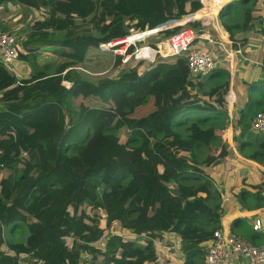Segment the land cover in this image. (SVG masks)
<instances>
[{
	"label": "trees",
	"instance_id": "obj_1",
	"mask_svg": "<svg viewBox=\"0 0 264 264\" xmlns=\"http://www.w3.org/2000/svg\"><path fill=\"white\" fill-rule=\"evenodd\" d=\"M257 1L228 2L221 24L211 15L219 0H207L209 12L199 14L224 27L234 49L254 47L264 42ZM239 2L242 19L228 20ZM7 4L45 8L48 16L33 21L21 41L29 77L0 63V264H16L5 247L33 254L39 264H159L154 240L165 232L181 237V264H204L206 244L229 209L211 174L250 166L262 176H247L250 189L233 192L244 207L264 198L253 192L264 193V132L250 129L264 110V76L242 82L247 100L235 104L233 141L243 158L228 141L213 156L214 124L228 114L232 75L225 64L192 77L184 58L125 65L96 48L131 26L151 29L192 14L201 0H0V9ZM244 52L260 58L259 51ZM63 80L73 82L70 90ZM238 83L235 72L237 93ZM227 137L230 127L216 140ZM115 222L137 238L114 235L98 248ZM19 225L25 240L7 239L6 228L12 233ZM232 232L263 241L241 216Z\"/></svg>",
	"mask_w": 264,
	"mask_h": 264
},
{
	"label": "built area",
	"instance_id": "obj_2",
	"mask_svg": "<svg viewBox=\"0 0 264 264\" xmlns=\"http://www.w3.org/2000/svg\"><path fill=\"white\" fill-rule=\"evenodd\" d=\"M99 1L96 0V2ZM201 2L203 7L192 14L180 19H173L151 29L138 30L134 26H131L123 36L100 41L96 48L100 52L120 57L122 63L125 65H131L134 62H144L145 64L175 62L179 58H184L192 77L205 76L214 67L222 65L223 61L211 49H207L198 43V40H201L207 45L215 46L217 44L215 35L208 29L211 26L214 27L213 30L218 34L220 33L211 18L208 19L199 14L207 6V0H201ZM222 7L220 6L211 14L218 21L219 12ZM195 22L199 24L200 28L192 25ZM176 27H181V29L170 35L163 33L165 30ZM227 42L230 43L231 41ZM230 45L232 46L231 43ZM20 47L21 43L16 34L9 30L0 29V63L4 64L9 71L14 73V63L20 58ZM235 53L242 55L241 47L238 49L232 47L230 54L234 55ZM62 85L70 90L73 82L63 80ZM231 92L232 90L230 88L227 96H230ZM227 105L228 114L224 122L214 124V134L208 146V150L213 156H217L220 153L226 141L235 148L232 137L234 131V102L229 98ZM228 127L231 129V137L225 138L223 142L217 141L216 135ZM250 129L254 133L264 132V110L258 112L253 117L250 123ZM214 149L219 150L215 153ZM251 224L253 230L262 233L263 242L261 244H256L230 230L216 228L213 231V238L206 244V255L203 259L204 264H264V221L262 218H256ZM114 235L126 239L137 238L136 234H133L130 230L123 228L115 222L107 235L102 237L96 246L98 248H105L109 237ZM154 242L157 247L159 264H178L179 261L183 262L181 237L177 233L165 232L161 237L156 238ZM4 250L16 258V264H39V262H34L33 254L26 252L18 253L7 247ZM175 254L179 258L177 261L173 258ZM82 255L86 258L92 257L88 252H83Z\"/></svg>",
	"mask_w": 264,
	"mask_h": 264
},
{
	"label": "crops",
	"instance_id": "obj_3",
	"mask_svg": "<svg viewBox=\"0 0 264 264\" xmlns=\"http://www.w3.org/2000/svg\"><path fill=\"white\" fill-rule=\"evenodd\" d=\"M220 4L222 6L226 5L228 2L233 1V0H219ZM256 15H259L262 19V24L264 26V0H258L257 1V11H256ZM260 26L258 25L256 27V30H260V32H258V36H260L261 38H263L264 40V31H262V29L260 28ZM218 28L220 29V33L217 35L218 39H217V44L214 45H207L206 43H203V41L198 40L199 45H203L204 47H206L207 49H214V54H216L217 57L222 58V61L225 62L226 59V55H227V62L226 65H224L225 67H227L232 75L231 78V94L230 96H227V101L229 100V98H231L232 102H234V111L237 110L235 109V104L236 101L243 105L244 101L247 100V95L244 93V87L242 86V82L247 81V82H251L254 79L257 78H262L264 76V71L262 69V60H263V56H264V42H260L258 44V46L254 45V47L251 46H241L242 49V55L239 53H235L234 55L230 54L231 48L233 47V45L231 46L232 41L230 39V34L227 32V30L224 28L225 32L228 33L227 37L223 36V29L221 28V26H218ZM227 41H231L230 43H228ZM250 48V50H254V52H258V56L260 58H255L259 61H256L255 59H251L252 57H246L244 54V50ZM228 63V64H227ZM224 64V63H223ZM27 65L29 67H27ZM24 67L29 68L28 72L26 74H24V76L22 77H29L30 73H31V67L29 65V63L25 62L24 63ZM23 67V68H24ZM235 72H236V78L238 79L239 83L236 86V89H238V93L236 92L235 88L233 87V80H234V76H235ZM18 75V74H17ZM20 77V75H18ZM233 111V116L236 117L237 114L235 111ZM235 146V144H234ZM236 150V148H234ZM236 154L240 157L243 158V156L236 150ZM252 162V161H251ZM254 164L257 165V163L253 162ZM260 167H262L264 169V165L258 164ZM245 168H251L250 166L244 167V168H233L231 170H228V175L229 177L235 174H239L240 175V170L241 169H245ZM242 170V171H243ZM249 171V170H248ZM244 173H246V171H244ZM217 175V173H215ZM218 175H222V173L218 174ZM227 175V176H228ZM245 177H247V174H244ZM262 173L259 172L258 170H256L255 172V177H261ZM255 178V179H256ZM232 189V188H231ZM241 189H250L244 185H240L238 186L235 191L241 190ZM222 190V189H221ZM254 195L256 197H260V196H264V193H258V191H253ZM236 193L233 192V189L231 190V192H227L226 194L222 195L223 197V203L228 202L229 203V209L227 211V213L222 217V228H224L225 230H230L232 232V224L233 221L238 217L241 216L243 218L246 219L247 223L252 226V222L254 221V219L256 218H262L264 221V198L262 199V204L259 207H255L254 205V201L253 198H251L249 201L251 203H249V207H244L243 204H241L239 198L235 195ZM240 236H242L240 234ZM263 242V241H262ZM261 239L260 241L256 242V244H261Z\"/></svg>",
	"mask_w": 264,
	"mask_h": 264
},
{
	"label": "rangeland",
	"instance_id": "obj_4",
	"mask_svg": "<svg viewBox=\"0 0 264 264\" xmlns=\"http://www.w3.org/2000/svg\"><path fill=\"white\" fill-rule=\"evenodd\" d=\"M241 2H239V7L235 9V13L231 16L228 17V20H240L242 19V9H240ZM222 6V5H220ZM219 6V7H220ZM218 7V8H219ZM240 9V10H239ZM237 12V13H236ZM48 16L47 10L45 8L41 10H35L33 8L26 7L24 5H12V4H7L5 7H2L0 9V29L1 30H9L12 33L16 34L19 37L20 43L22 39L24 38V34L30 24L37 20V19H43ZM260 26V25H259ZM211 32L214 29V27H209L208 28ZM216 37V36H215ZM218 39V37H216ZM213 53L214 49L212 48ZM216 55V54H215ZM226 62L228 60L227 55L225 57ZM226 62L224 63L226 65ZM25 61L23 60H18L14 63V70L15 73L20 75V77L24 76L29 70V67H24ZM28 63V62H27ZM228 64V63H227ZM32 71V65L29 63ZM24 67V68H23ZM146 70V69H145ZM146 76V75H145ZM113 77H117V75H113ZM231 99V98H230ZM234 134V131H233ZM232 134V137L234 136ZM204 153L207 154L208 150H204ZM241 169L240 171H242ZM249 170V171H248ZM246 171V173H244ZM255 172L256 169L254 168H245L243 170V175L240 173V175L235 174L229 177L228 171L223 172V171H216L217 175L215 173H212L211 175L214 178V181L216 182V185L221 188V192L224 193V195L227 192H231L232 189H236L238 186L241 184L249 188V184L246 182H243V179L246 178L244 174L248 175V178L252 182H256V177H255ZM222 173V175H218ZM228 175V176H227ZM232 188V189H231ZM223 198V197H222ZM10 228H6V238L11 239V240H17V241H23L26 238L27 230L24 226H18L15 228L12 233H10ZM173 258L174 260H178V255H174ZM182 261H179L178 264H181Z\"/></svg>",
	"mask_w": 264,
	"mask_h": 264
},
{
	"label": "bare ground",
	"instance_id": "obj_5",
	"mask_svg": "<svg viewBox=\"0 0 264 264\" xmlns=\"http://www.w3.org/2000/svg\"><path fill=\"white\" fill-rule=\"evenodd\" d=\"M209 11L208 10H205V13H208Z\"/></svg>",
	"mask_w": 264,
	"mask_h": 264
}]
</instances>
